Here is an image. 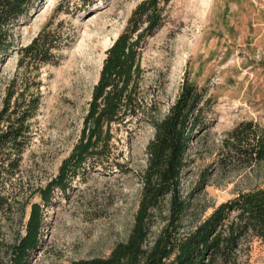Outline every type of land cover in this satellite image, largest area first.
Masks as SVG:
<instances>
[{
    "label": "rangeland",
    "instance_id": "rangeland-1",
    "mask_svg": "<svg viewBox=\"0 0 264 264\" xmlns=\"http://www.w3.org/2000/svg\"><path fill=\"white\" fill-rule=\"evenodd\" d=\"M141 1L99 0L88 6L80 0H44L13 28L14 44L0 62V131L17 103L38 99V107L25 123L29 133L22 153L19 158L11 153L17 167L0 166V264L24 234L33 203L41 205L44 226L29 264L106 257L127 239L141 197L146 145L153 138L146 121L114 126L108 161L89 163L65 192L53 193L49 206L42 204L39 190L57 175L78 140L105 51ZM52 17V29L59 28L65 39L59 63L20 66L19 50ZM140 62L151 115L165 116L185 81L210 101L212 125L192 141L183 172L181 194L191 203L185 225L240 192L262 187L264 161L248 163L227 154L224 140L244 121L264 131V0H171L164 25L146 40ZM9 93L8 111L1 116ZM153 215L150 240L166 223L167 198ZM240 255L242 264H264V243L248 237Z\"/></svg>",
    "mask_w": 264,
    "mask_h": 264
},
{
    "label": "trees",
    "instance_id": "trees-1",
    "mask_svg": "<svg viewBox=\"0 0 264 264\" xmlns=\"http://www.w3.org/2000/svg\"><path fill=\"white\" fill-rule=\"evenodd\" d=\"M44 0H0V62L14 44L13 28ZM94 6L99 0H80ZM171 0H142L131 12L122 33L105 51L98 80L78 140L62 160L57 175L39 190L44 206L51 204L53 193L65 192L70 180L80 176L92 162L108 161L111 156L112 128L133 120H143L153 129L146 145V168L141 176L142 192L133 226L124 242L114 245L106 257L73 261L71 264H242V243L255 237L264 243V185L220 203L212 212L190 226L185 225L191 203L181 194L183 172L192 141L211 125L210 101L194 85L183 82L175 102L162 118L151 115L141 82V55L148 38L165 21ZM61 11V7L57 12ZM53 17L31 43L19 50V65H57L64 37L59 28L52 29ZM65 46V44H64ZM8 94L1 116L8 111ZM23 106L26 108L20 110ZM38 99L17 103L4 117L8 125L0 131V166L15 169L26 144L29 131L25 123L33 117ZM21 111V112H20ZM10 116H13L11 121ZM260 131V132H259ZM229 155L245 162L264 161V131L257 123L244 121L236 125L224 140ZM5 162V163H4ZM168 199V217L153 240V212ZM3 203V199H0ZM41 205L33 203L24 225V234L10 246L6 264H29L43 238Z\"/></svg>",
    "mask_w": 264,
    "mask_h": 264
}]
</instances>
